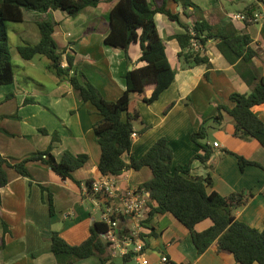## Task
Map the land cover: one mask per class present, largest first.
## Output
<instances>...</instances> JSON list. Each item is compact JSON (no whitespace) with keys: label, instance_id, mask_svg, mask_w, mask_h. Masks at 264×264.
Instances as JSON below:
<instances>
[{"label":"crops","instance_id":"1","mask_svg":"<svg viewBox=\"0 0 264 264\" xmlns=\"http://www.w3.org/2000/svg\"><path fill=\"white\" fill-rule=\"evenodd\" d=\"M116 0H102L96 6H85L75 15L56 9L47 11L24 10L36 22L48 19L53 23V37L61 51L60 65L69 73H83L106 100H116L125 89L127 70L143 65L139 61L140 44L131 43L126 52L104 42L109 30V10ZM156 5L164 1L165 8L177 14L182 24L191 28L200 17L211 24L230 21L241 33H247L250 46L256 51L251 66L257 75L264 74V4L262 0H191L198 6H189L184 13L180 2L152 0ZM252 10L250 16L247 10ZM32 11V12H30ZM244 14L245 19H231V14ZM256 15V16H255ZM155 23L165 45V51L175 76L157 99L144 101L152 90L148 84L143 92L131 94L128 111L138 112L133 120L136 133L131 136L129 152L122 158L129 162L130 155L141 157L159 137L164 136L172 148V170L177 164L190 163L192 176L211 178L207 192L221 195L244 191L250 193L247 201L233 210L235 219L261 229L264 221V147L254 138L234 136L231 116L224 113L217 124L212 116L217 106H231V92L248 93L247 84L216 47L214 39H208L198 48L192 44L183 49L172 35L185 28L165 14L156 12ZM27 42L39 40V32L26 30ZM199 51L208 62L191 63L192 52ZM180 52L187 53V61ZM67 54L73 57L68 65ZM37 54L30 59L17 60V70L11 83L0 85V155L20 159L51 144V152L59 158L64 150L85 153L87 161L72 172V178H62L37 161H29L30 177L7 167V183L0 186V264H57L49 249L52 231L69 244H79L88 238L90 227L100 219V202L95 196L84 194L86 182L101 174L98 169L100 146L94 136L93 125L101 115L90 102L77 98L68 80L60 78L48 68V62ZM25 98L33 102H25ZM168 108V109H167ZM264 121V103L252 107ZM17 114L16 117L10 115ZM207 119V136L202 140L211 147L206 161L193 156L203 149L190 138L201 122ZM44 128L46 132L40 131ZM56 134L55 138L53 135ZM218 142L214 146L213 142ZM236 155L256 164L241 169ZM152 176L151 169H126L117 175L121 188L139 187ZM44 187L45 189H42ZM48 191L52 194L54 213L50 214ZM1 221L7 226L3 233ZM149 232L146 239V255L158 260L164 253L173 264H241L229 251H219L216 243L198 252L189 229L171 212L148 216ZM205 219L195 225L196 230L209 226ZM3 239V242H2ZM116 258V257H115ZM115 258L113 261L115 262ZM121 258V257H120ZM124 264H138L133 259ZM116 263V262H115ZM72 264H101L98 256L79 259ZM251 264H259L253 262Z\"/></svg>","mask_w":264,"mask_h":264},{"label":"trees","instance_id":"2","mask_svg":"<svg viewBox=\"0 0 264 264\" xmlns=\"http://www.w3.org/2000/svg\"><path fill=\"white\" fill-rule=\"evenodd\" d=\"M100 1L102 0H0V85L11 83L14 79L6 30L7 21L22 22L25 9L35 11L59 9L72 16L81 8L88 5L96 6ZM174 1L180 2L185 14H190L186 10L189 6L193 10L198 9L191 0ZM262 2L264 4V0ZM156 12L165 14L185 28L183 32L171 36L176 38L182 51L191 45V39H198L202 45L208 39H214L218 51L233 65L238 75L252 86L248 93L231 92L229 100L232 105L229 107L219 103L216 115L210 119L219 124L224 113L229 114L234 124V136L242 139L254 138L264 147V121L252 110L254 105L264 103V74L257 75L251 66L256 51L250 46V36L239 32L229 20L211 24L206 18L200 17L193 22L191 28H188L180 22L177 14L165 8L164 1L161 5H156L152 0H116L109 10V30L104 42L112 47H120L125 52L129 44L139 42L141 49L139 61L145 62L126 71L125 89L116 100H106L83 73L70 74L67 68L60 65L61 51L52 35L53 23L50 20L36 22L39 32L37 42H22L16 49L23 59H30L37 54L45 55L49 59L48 68L60 78L68 80L77 98L90 102L101 115L100 121L93 125V131L100 146L98 169L102 174L118 175L126 169L138 170L143 166L151 169V178L141 185L148 189L150 194L148 216L171 212L189 229L199 253L215 242L219 251L231 252L241 264L253 262L264 264V221L263 227L257 229L235 219L233 215V210L243 205L250 193L239 191L221 195L216 191L207 192L211 178L192 176L190 163L177 164L172 170V148L164 136L153 142L141 157L130 155L129 162L122 158V154L131 149L133 120L138 116V112L128 111L131 94L143 92L148 84H153L151 94L144 98V101L150 103L171 84L175 76V70L166 55L163 39L156 27L154 19ZM251 14L252 10L246 11L247 16ZM180 55L187 61V53L180 52ZM190 56L191 63L208 62V58L200 55L199 51L192 52ZM67 60L71 66L73 57L70 54H67ZM25 102H33V99L25 98ZM10 116L16 117L17 114ZM206 122L207 119H204L198 129L190 133V138L203 149L202 153L193 156L201 161H206L212 151L207 143L202 142L207 136ZM0 130L5 131L1 127ZM40 131L46 132L44 128H40ZM55 136L56 134L53 138ZM236 157L241 169L247 164L258 165L257 162L240 155ZM87 159L88 155L85 153L74 154L68 150H64L59 158H56L51 152V144L20 159L0 155V186L7 183V167L30 177L27 163L37 161L62 178H72V172L84 165ZM48 205L50 214H53L55 209L50 191ZM205 219L210 220L209 226L196 230L195 225ZM1 225L5 233L7 226L3 221ZM104 232L105 224L95 221L90 227L88 238L79 244H69L57 231H52L49 236V249L53 252L57 264H72L92 255L98 256L101 264H116L108 253L107 241L101 235ZM122 259L127 260L128 257ZM167 264L173 263L170 261Z\"/></svg>","mask_w":264,"mask_h":264},{"label":"built area","instance_id":"3","mask_svg":"<svg viewBox=\"0 0 264 264\" xmlns=\"http://www.w3.org/2000/svg\"><path fill=\"white\" fill-rule=\"evenodd\" d=\"M256 16V15H255ZM231 19H245L244 14H231ZM193 33V32H192ZM191 44L198 48V39H191ZM133 131L131 136H135ZM218 146V142H213ZM82 192L95 196L100 202V219L105 224L106 232L101 233L107 241V250L112 258L125 257L138 264H167L169 257L160 253L158 260L146 255L148 226V201L150 194L144 187L121 188L117 175L99 174L84 185Z\"/></svg>","mask_w":264,"mask_h":264},{"label":"rangeland","instance_id":"4","mask_svg":"<svg viewBox=\"0 0 264 264\" xmlns=\"http://www.w3.org/2000/svg\"><path fill=\"white\" fill-rule=\"evenodd\" d=\"M32 12V11H30ZM31 15L27 14V21L24 22H12L7 21L6 22V30L8 35V44H9V50L11 53V59L13 62V68L14 70H17V60H21L20 55L17 52L16 46L22 42H26L27 39H30V37L26 34V30H35L37 31V28L34 24V22L31 20ZM42 60L45 62H48V59L45 55H39ZM116 264H124L120 257L115 258Z\"/></svg>","mask_w":264,"mask_h":264}]
</instances>
